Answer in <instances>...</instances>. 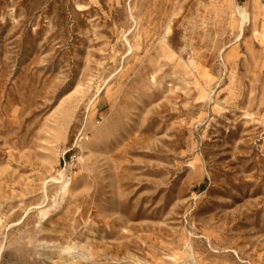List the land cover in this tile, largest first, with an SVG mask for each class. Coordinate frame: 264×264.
<instances>
[{
	"label": "rangeland",
	"instance_id": "374dc122",
	"mask_svg": "<svg viewBox=\"0 0 264 264\" xmlns=\"http://www.w3.org/2000/svg\"><path fill=\"white\" fill-rule=\"evenodd\" d=\"M0 264H264V0H0Z\"/></svg>",
	"mask_w": 264,
	"mask_h": 264
}]
</instances>
